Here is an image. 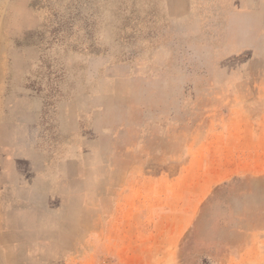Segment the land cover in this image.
<instances>
[{
    "label": "rangeland",
    "instance_id": "obj_1",
    "mask_svg": "<svg viewBox=\"0 0 264 264\" xmlns=\"http://www.w3.org/2000/svg\"><path fill=\"white\" fill-rule=\"evenodd\" d=\"M252 13L250 0H0V264H264ZM235 108L242 136L220 169Z\"/></svg>",
    "mask_w": 264,
    "mask_h": 264
},
{
    "label": "crops",
    "instance_id": "obj_2",
    "mask_svg": "<svg viewBox=\"0 0 264 264\" xmlns=\"http://www.w3.org/2000/svg\"><path fill=\"white\" fill-rule=\"evenodd\" d=\"M250 2H251L252 11H253L252 14L263 20L264 19V0H250ZM233 112L235 113V116L233 115L234 117L232 116V119L229 120L228 123H226L225 125L224 124L222 125V122H221V126L224 128V133L220 135L219 137V142L221 145L218 151L219 152V157H218L219 166H221L220 169L223 167L222 159L226 160V158L222 157V154L224 151L226 152L227 150L226 148L228 144L234 141L233 148L235 149V152H237V143L241 139V136H242L240 132V130L242 129V121L239 119L237 115L239 111H237L235 108ZM225 146L226 148H224ZM224 156L228 158L227 152ZM208 159L210 161L209 165L211 166L213 164L212 163L213 160H216L217 158L210 157Z\"/></svg>",
    "mask_w": 264,
    "mask_h": 264
}]
</instances>
